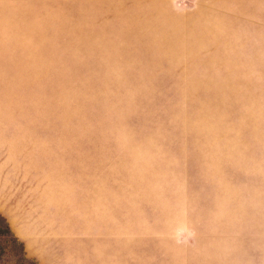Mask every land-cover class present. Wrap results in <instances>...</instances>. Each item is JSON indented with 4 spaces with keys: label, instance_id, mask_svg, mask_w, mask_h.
I'll return each mask as SVG.
<instances>
[{
    "label": "rangeland",
    "instance_id": "rangeland-1",
    "mask_svg": "<svg viewBox=\"0 0 264 264\" xmlns=\"http://www.w3.org/2000/svg\"><path fill=\"white\" fill-rule=\"evenodd\" d=\"M0 264H264V0H0Z\"/></svg>",
    "mask_w": 264,
    "mask_h": 264
}]
</instances>
